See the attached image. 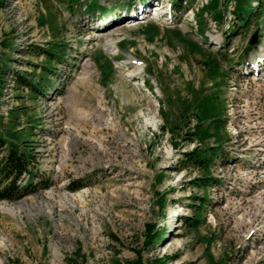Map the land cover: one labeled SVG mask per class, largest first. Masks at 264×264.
Masks as SVG:
<instances>
[{
  "label": "rangeland",
  "instance_id": "374dc122",
  "mask_svg": "<svg viewBox=\"0 0 264 264\" xmlns=\"http://www.w3.org/2000/svg\"><path fill=\"white\" fill-rule=\"evenodd\" d=\"M173 1L0 0V264H264V6Z\"/></svg>",
  "mask_w": 264,
  "mask_h": 264
},
{
  "label": "trees",
  "instance_id": "16d2710c",
  "mask_svg": "<svg viewBox=\"0 0 264 264\" xmlns=\"http://www.w3.org/2000/svg\"><path fill=\"white\" fill-rule=\"evenodd\" d=\"M173 8L175 11H179L182 8L181 0L173 1ZM264 6V0H258V3L247 12L246 15L239 16V26H246L250 23L251 19L257 18L261 9ZM238 26V27H239ZM227 39V38H226ZM3 71L0 69V97L1 88L4 83ZM15 82L21 86H25L30 91H38L37 84L33 83L30 76L16 73ZM31 148V144L27 140H20V142L9 141L0 135V200L14 201L21 197L28 195L32 192L34 184L31 180L26 181L24 185L20 184L24 175L32 176L29 167L32 163V155L28 151ZM193 163L200 164L204 160L202 157L189 156ZM183 161H180L182 163ZM32 179V178H31ZM188 223V219H185ZM161 262H159L160 264Z\"/></svg>",
  "mask_w": 264,
  "mask_h": 264
},
{
  "label": "bare ground",
  "instance_id": "6f19581e",
  "mask_svg": "<svg viewBox=\"0 0 264 264\" xmlns=\"http://www.w3.org/2000/svg\"><path fill=\"white\" fill-rule=\"evenodd\" d=\"M158 7H159V5L158 6L155 5V9H159ZM107 45H108V47H109L110 50H113L116 47L115 44H114V41H111V40H108L107 41ZM136 69L138 70L139 68H136ZM135 73H136V71L135 70L134 71L132 70V71L126 73V74H135Z\"/></svg>",
  "mask_w": 264,
  "mask_h": 264
},
{
  "label": "water",
  "instance_id": "95a60500",
  "mask_svg": "<svg viewBox=\"0 0 264 264\" xmlns=\"http://www.w3.org/2000/svg\"><path fill=\"white\" fill-rule=\"evenodd\" d=\"M254 39H255V37H254V36H252V37L250 38V41H254Z\"/></svg>",
  "mask_w": 264,
  "mask_h": 264
}]
</instances>
